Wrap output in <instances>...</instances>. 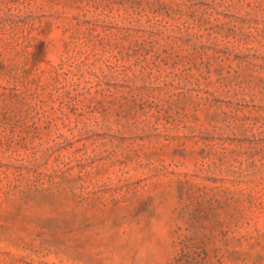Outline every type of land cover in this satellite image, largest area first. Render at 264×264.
<instances>
[{"label":"rangeland","instance_id":"1","mask_svg":"<svg viewBox=\"0 0 264 264\" xmlns=\"http://www.w3.org/2000/svg\"><path fill=\"white\" fill-rule=\"evenodd\" d=\"M0 264H264V0H0Z\"/></svg>","mask_w":264,"mask_h":264}]
</instances>
